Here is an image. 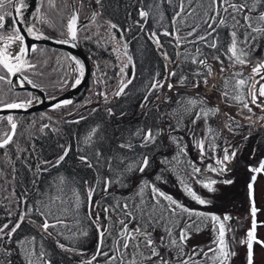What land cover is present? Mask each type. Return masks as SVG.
Here are the masks:
<instances>
[{
  "label": "rangeland",
  "instance_id": "1",
  "mask_svg": "<svg viewBox=\"0 0 264 264\" xmlns=\"http://www.w3.org/2000/svg\"><path fill=\"white\" fill-rule=\"evenodd\" d=\"M154 1L143 0V4L149 5ZM240 1L241 0L235 1V3L239 4L241 3ZM177 2H179V0ZM111 3L117 4V7L119 6V3H122L123 5L120 7L116 16H111L106 13H104L103 15L101 14L100 24L102 26V37L97 36L98 38H100L97 41H94L91 38L92 41L90 42L91 46H95V49H102L103 54L101 55L99 60L91 63V68L94 69L96 67V64L97 67H100L101 73L100 75H97L95 74V72L94 74H91L90 72L91 77H89L88 82L86 83L80 94L84 95V97L80 99L79 103L82 104V101L89 102L91 103L90 108L93 109H96L97 105L105 108H111L112 106L114 107V105L116 106V102L120 98V96L116 95V93L123 85H127L126 89L131 92L134 91L135 102L138 99H142L140 106L144 105V107H141L140 111L145 113V109L148 105L147 101H145V97L147 96V98H150L152 93H154L153 103L158 104L160 102H165L166 104L165 105L163 103L162 106L163 108H165L164 113L166 114L164 117V136L166 138L168 136L169 139H173V136L175 134L179 135L181 138L178 140L182 142L187 154L191 158V162L186 164V166L182 164V167L174 166V168H179L171 177L168 178V182L162 183L161 181L156 180L158 184L157 187H159V189L164 191L166 194L171 195L175 200L191 210L221 217L220 221L214 222L210 219V216H192L191 218H189L187 213H181L178 215L176 219L179 220V224L178 227L174 229V238L178 239L180 234L179 230L180 228H184L186 223L195 222V225L199 228V231H197L195 227L188 229L189 238L183 246L184 255H179V248L165 246L169 243V238L165 232V223L163 227L160 224L147 225L148 231L153 232V239L156 242L158 251L162 256H165V258L169 261V264H181L182 260H186L190 256L192 257V259L189 260V264H221V259L223 258L214 261L209 258L213 255L212 253H209V256L205 257L203 252H207L209 247H217L216 244H213V241L216 240L219 235V224L223 223L225 225L224 240L228 246L227 250H234L235 252V255L225 260L224 264H247V246L246 244H242L241 241L247 240V233L250 229H252L253 226V216L251 215L252 205L250 203L247 185L250 182L251 177L255 176L256 180L253 184V198H255V207L257 208V212L255 215L256 227L254 233L255 240L253 241V264H264V245L257 242L264 241V172L257 173L250 170L252 168H258L261 164V161H264V121L258 119V117L264 116V109L252 105L250 102L248 91L251 82H249V84L245 87V90L247 92H243L244 88L238 89V91L234 90L236 89V80L242 78L248 79L249 77L253 76L252 64L246 63L243 66L239 64L232 66V63L226 56L227 61L223 62V65H221L214 57H211L208 58L207 61L213 69V74L211 76H208V85H205L203 83L204 74L207 72V68L202 65L196 64V71L199 68L201 77L194 81L184 82V84H180V79H174L173 77H171L168 80H165L164 78L162 84H164L165 86L155 89L154 92H152L153 90L150 91V86L148 85L138 86L142 81H144L141 74L143 70L142 61L145 60V62H149L150 60V62L152 61V66H154L153 62L155 61V59L165 61V58L161 53L165 50H168L171 45H176V42L174 37L168 36V38L165 39V44L162 45V48H160L155 43H149L148 46L142 40L143 36H140L139 38H137L138 42L136 48L140 46V43L142 42L145 44V52L142 51V57L144 59H141V55H139V58L136 57L135 62L129 60L128 57L122 52L124 45L121 38H117L115 36V31L110 27V24L119 23V26H126L128 28V24L133 21L130 8L134 10V6L136 4H138V6H141V0H120L119 2L114 0ZM103 4L104 6L106 5L105 2ZM121 9L123 12L121 13L122 15H120ZM57 13L63 14L62 10H59ZM229 15L231 16V10H229V13H225V18L227 19ZM237 16L238 20H240V24L242 25L244 21L239 16V14H237ZM95 19L99 20L98 17H95ZM229 20L231 22V29L233 30L234 21H232L231 18H229ZM90 24L92 23L90 22L88 24L89 27L87 29L90 28ZM253 26L260 27L262 25H258L253 21ZM235 30L238 32L237 38L241 42V47H244L246 51L253 50L254 58L258 59L260 57H264V51H262V49H264V33H258V37L255 40H251L247 45H245L243 43L246 38L245 36L246 34H248L247 32H251V30L247 29L246 27H237ZM171 31H173V28L171 29ZM189 31L190 29H185V41H188L187 32ZM222 31L224 32L226 30ZM136 32H138L139 34L140 30L137 29ZM140 35H143V33H140ZM178 35H180L179 31ZM129 36L132 37L134 35ZM224 36H226V34H224ZM97 43H99L100 45H98ZM186 44L189 43L181 44L179 46H184ZM85 46L86 48L90 49L88 45ZM64 51L68 52L65 49L57 48L56 51H54L53 55L50 56V60H52L50 62L51 74L57 77V79H55L56 81L60 79V76L63 74L62 71L66 69V66H69V64L71 63L74 65V70H78L79 72V66L76 63V60L73 59V56L69 52L67 54ZM138 52L140 54L139 47ZM155 53H157V58ZM168 57L169 59L166 61V64H168L169 68H171V70L175 72L176 63L172 62L171 60L175 61L178 58H176V54L174 55L170 53L168 54ZM221 67H224L227 70L221 72ZM121 69H123V72H121ZM150 71L153 70H149L148 73H150ZM167 72L168 68H166L165 77L167 75ZM236 72L242 73V76H235L234 74ZM78 76L76 77V79L78 78ZM255 79L259 81L260 77L256 76ZM129 80H131V83H128ZM231 80L232 84H230ZM153 82L154 81H152V83ZM196 82H199L200 86L198 88H193L192 85ZM167 83H172L176 85V87L172 90H169L166 87ZM58 86L59 90L63 91L60 83L58 84ZM141 87L143 88L141 89ZM257 87H259V84L257 85ZM225 92L228 93L227 96L224 95ZM188 95H191L193 97L199 96L210 106L218 109L216 120L224 138L223 150L227 149L228 155L230 157L229 160L225 161L223 165H217L215 161L216 159H223L224 151L222 150L220 153L216 152V150L210 144V141L207 140L206 122L202 116L201 118L196 119V112H190V105L188 104V101L192 98ZM237 95H242L244 97V101L242 102L236 100L235 97ZM260 99L264 98H258V103L260 102ZM177 100L182 101V103L179 105L177 111H172L170 108L171 106L176 105V103L174 104V102ZM184 101L187 102L188 106L184 104ZM244 102L249 103V106L252 108V112H249L247 108L243 107ZM67 106L60 107L62 109L59 111V114H57L56 110H54L57 115L52 114L53 116H49L53 119L67 122V118L60 117L66 116L67 112H70L69 109H64V107ZM74 108L72 110H75ZM54 109L59 110V108ZM173 109H175V107ZM45 117L47 116H44V119ZM194 120L196 121L195 123H193ZM47 123H49V125H52V127H49V129L53 128L55 125L51 122ZM27 138L31 139L30 136ZM201 140H203L204 142L203 160H201V149L199 147V141ZM31 141L32 140H30V142ZM166 145H170V149L157 152L154 157V162L157 170L161 168L162 161L165 160V158L168 159L175 154V152L173 151V147H175V145L172 142L169 143V140L168 143L166 142ZM233 152H235L234 157L232 156ZM208 165H212L217 169L223 168L224 171L212 172L210 171V169H208ZM193 167H198L201 169V172L204 176L203 180H200L198 177L192 174ZM147 174L150 177L155 176L154 173ZM169 174L170 173L168 170L165 173L163 172V175H165L166 177H168ZM141 176L146 175L144 173ZM181 180H183V185L181 184ZM211 180H215L216 183L213 184V189L211 191L208 188L206 190L204 184L210 182ZM226 180H231L232 183H225L224 181ZM136 182L137 183L134 185L135 187L133 189L134 195H131L129 201L130 203L138 204V202H136L138 197H136V200H133L135 193L138 191V179L136 180ZM185 185L187 187H190L192 191H194L202 199H205L209 202L203 205L199 204L188 194L187 191H185ZM114 191L115 185L109 188L108 193L103 192L102 194L97 195L96 199H94L93 202H100L103 197L109 195L110 193L112 194V192ZM149 192L150 195H152L151 191ZM3 197L6 198V194ZM138 200L140 201V199ZM163 201L164 204L168 206L167 201L161 199V202ZM177 212L179 213V209H177ZM100 215L103 226L108 229V232L103 238L105 241L106 250L112 252L110 250L114 249L116 246L115 241L119 238L118 233L121 227L117 222V219H123V217L120 216L119 213L114 212L113 214L109 213L108 215L110 217L112 216L115 220H112V218L110 220H105L104 215H102L101 213ZM225 215H228L230 219L227 221L223 220V217ZM167 216L168 214H165L166 218ZM32 224H30V229L28 227L24 228L25 232L23 233H26V236H38V228L36 227V225ZM171 224L172 221L168 220V226H171ZM129 225L133 227L135 226V222ZM139 225L141 227H145V221H139ZM214 225L217 229L216 231H214ZM160 237L164 238V245L160 244ZM31 239H29L28 241H31ZM194 246L198 252L201 248L203 249V252H200L199 255L193 256L192 252ZM32 247V244L26 243L21 248V254L24 260V264H28V261L26 259V250L30 251ZM142 248L144 247H141L139 249L140 254L137 255V260L140 262V264H149V262L145 260V257L151 255V250L146 248L148 251L147 256H145L142 252ZM68 251L70 253L75 252L72 250ZM133 251L134 250L132 248L128 250V255L125 257V260L131 258ZM93 255V253L91 254L87 252L81 254L78 253V256L75 260L78 263H81V260H90ZM33 260L34 264H36L35 258H33ZM16 264L21 263L16 262Z\"/></svg>",
  "mask_w": 264,
  "mask_h": 264
},
{
  "label": "snow or ice",
  "instance_id": "2",
  "mask_svg": "<svg viewBox=\"0 0 264 264\" xmlns=\"http://www.w3.org/2000/svg\"><path fill=\"white\" fill-rule=\"evenodd\" d=\"M8 2L13 3L14 12L16 14V17L22 18L23 12L22 9L27 8V4L25 3V0H8ZM97 3H100V0H96ZM161 3H168L172 4V0H160ZM196 4V7H193V4ZM19 5L18 7L16 5ZM141 4H143V0H141ZM187 4V8L186 5ZM257 5H264V0H255L254 4L250 7L247 3V0H243V2L237 4L234 2V0H207V8L204 9V0H179V9L175 11V14L173 15L171 19V24L173 31L169 32L167 28L164 29L160 35L163 36H172L174 37L176 41L177 47L180 45V37L178 35V27L177 25L180 23H183L186 19L185 13H187V16L190 17H196L198 15V9H204V15L200 18V21L195 23L194 26H192L191 31L187 32V37H195L194 40H189V43H201L204 44L207 48L214 50L217 53L221 52V49H223V55L227 56L228 60L232 63V66H235L236 64L239 65H245L246 63L252 64V73L253 76L249 77L248 79H238L236 80V88L242 89L246 85L250 83L248 96L250 97V102L252 105H255L259 108L264 109V99H260V102L258 103V98H264V57L260 58H254L253 57V50L246 51L244 47H241V42L237 38V31L235 30L237 27H246L247 29H250L252 33H264V27H254L253 21L256 20L260 22L261 24H264V12H259L258 15L255 17L252 15L254 12L257 11ZM156 7H159V5H155ZM3 7V0H0V8ZM229 10H231L232 19L234 21L233 30L228 34L230 42L228 43L227 47L225 48L223 44L221 43V38L219 35V29L227 27V21L224 18V13H229ZM237 14L242 18L244 23L241 25L240 20L236 18ZM11 15V14H8ZM139 16L141 20L144 21L146 24L148 21V18L150 16V12L145 10L142 6L139 11ZM5 19L6 16L4 14H0V29L4 28L5 26ZM93 19H95V14L93 16ZM77 20H78V14L74 13L71 17V19L68 21L67 24V39L59 40L58 43H69L70 41H74L77 38ZM161 20H163V15H161ZM139 23V21L137 22ZM110 27L115 29L117 28V25L110 24ZM141 29H143L144 25H140ZM204 28V34L203 35H196L199 29ZM27 33L29 35L36 36L37 39L41 38V36L36 34V31L34 27H28L26 29ZM42 35V34H41ZM63 35V33H62ZM150 40H153L154 43L162 48V45L160 44V37L157 34V31H151L150 33H147ZM255 39V37H252ZM0 39H6V44L3 49H0V66H2L4 69H6L7 73L15 75L16 73H20L21 70L25 67H35L34 65H31L28 63V61L24 58L28 48L24 44L25 37L20 34V28L16 26V22H14L12 27V35L5 37L0 36ZM13 43L18 44V51L13 54L8 50L9 46ZM245 45L248 44L247 38L243 42ZM125 49L127 48V44L124 45ZM31 50L35 52L36 46L33 45ZM264 51V49H262ZM162 56L167 61L169 59L167 52H162ZM125 55L127 53L125 52ZM179 55V53H178ZM203 53L200 51L199 48L196 49V56L192 58V63L202 65L205 68H207V72L204 74V80L203 83L205 85L209 84L208 76H211L213 74L212 67L208 64L207 58H202ZM75 59V58H73ZM215 59L223 65V61L220 59V55H216ZM129 60H131V57H129ZM15 61V63H13ZM77 65L79 66V76L83 77L84 75V66L80 63V61H76ZM126 67V65H125ZM166 68H168L167 75L165 77V80H168L172 76H175L176 73L169 68L168 64L165 65ZM224 67L220 68L221 72L226 71ZM121 72H123V69H121ZM196 75H200L199 68L196 71ZM235 76H242V73L236 72L234 74ZM256 76L260 77V80L257 81L255 79ZM6 80V76L0 75V81ZM186 80V77H181L179 83L184 84ZM24 81H27L29 84H32L31 80H28L26 76L23 77V79L20 81L21 86L23 85ZM11 83V81H9ZM81 83V79L77 78L75 80V84L79 85ZM128 83H131V80L128 81ZM259 84V87L257 85ZM127 85H123L120 90L116 93V95H120L124 87ZM165 85L162 84L160 81H155L150 86V91L153 89H158L161 87H164ZM200 86L199 82L193 83V88H198ZM33 87H36L35 84H33ZM166 87L169 90H172L176 87V85L172 83H167ZM225 96L228 95L227 92L224 93ZM238 101H244V97L242 95H237L235 97ZM145 101H147V96L145 97ZM64 104L71 103V101H63ZM206 103L203 99H201L199 96L196 98L190 99L188 101V104L190 106H196L197 104H203ZM31 105V99H28L26 101L21 102H6L3 99H0V108L2 109H25ZM55 107H61V104L55 105ZM143 108L144 105H141ZM243 107L247 108L249 112H252V108L249 106V103L244 102ZM216 110L209 109L208 111H203L196 113V119L201 118V115L207 116L209 112H212L215 114ZM5 119V117H0V120ZM258 119L264 121V116L258 117ZM6 120L8 124L10 125V133H5L3 138H0V148H4L7 145H9L13 141V137L16 134L17 129V123L14 120V117L12 115H8L6 117ZM196 121L194 120L193 123ZM48 125H44L41 128V131H43L45 128H47ZM96 129H92V131L89 133L88 137L85 138L86 144L92 143V137L95 135ZM134 136H137L141 140L140 147H147L149 144H154L157 138V133H154L151 128L148 129H138L134 134ZM175 139V138H173ZM63 148V146H61ZM121 149H129L131 150L134 146L132 144H121L119 146ZM199 147L201 149V160L204 159V142L203 140L199 141ZM183 149H181L179 154L183 153ZM224 156L223 159H216L215 163L217 165H223L225 161L229 160L228 150L224 149ZM69 149L63 148V154L58 157V159L51 163L49 161H42L41 164L37 165V172H47L49 171V168L44 165L51 164V167L55 168L58 167L64 160L65 157L68 155ZM232 156H235V152L232 153ZM95 160V164L92 162V159L89 158L87 155H80L79 160L81 164L86 166L87 168H96L99 169L101 167H105L107 169V172L109 173L108 176H97V179L93 185H90L87 188V204H88V219L89 221L95 226L98 234H99V243L97 245V250L95 254L92 256V258L88 261H84L83 264H92V261L96 260L97 256H104L106 257L107 264H140V262L137 260V255L139 253V249L141 247L148 248L151 250V255L145 257V260L149 262V264H169V261L165 258V256H162L161 253L158 251V248L156 246V242L153 239V232L148 231L147 225L155 224L159 225L160 223H165V232L169 238L168 245H165L167 247H173V248H179L180 253L179 255H184L183 253V246L185 245L187 239L189 238V232L188 229L195 227L197 231H199L198 226L195 225V222L192 223H186L184 228H180L179 230V237L174 238V229L178 227L179 220L176 219L179 214L181 213H187L188 217L191 218L192 216L197 217H209L214 222H218L221 220L220 216L217 215H210L207 213L202 212H196L194 210H191L175 200L171 195L166 194L164 191L156 187L154 183H151L147 179H140L139 184L137 185L138 191L135 193V196L133 197V200L138 197L140 199L139 204L135 203H129V200L125 198L124 202L121 204L117 202L115 205L110 207H104L103 213H104V219L110 220L111 217L108 215L112 212H118L120 216L123 217V219L118 218L117 222L119 223L120 231L118 233V239L115 241V248L110 250L114 254L109 255L108 252H103L102 247L104 243V236L108 232V229L103 226L101 222V215L100 212L97 211V208L100 206V202L96 201L93 202V195L100 189V185H103V191L105 193L109 192V188L113 186V184H120L122 187H127V185L122 183V180L120 179L122 176L126 175L127 173L138 171L141 174H144L146 169L150 167V161L148 156H141L138 160H134L133 162H128L125 158H118L115 156L105 157L104 154L97 150L94 153L93 156ZM173 159H176V157H173ZM163 162H167V159ZM114 165H119L121 167H116ZM208 169L212 172H223L224 169L220 168L217 169L216 167H213L212 165L207 166ZM252 172H264V161H261V164L258 168H252L250 169ZM201 172V169L198 167H193L192 174H198ZM112 174L116 175V179L112 178ZM156 180H161L162 177L160 175H157ZM256 177L252 176L250 182L247 185L248 188V195L250 198L251 203V215L253 216V226L252 229H250L247 233V240H242V244H246L247 246V254H246V260L247 264H253V241L255 240V227H256V221H255V215L257 212V208L255 207V201L253 198V184L255 183ZM58 181V183H57ZM66 177L63 175L56 178V181L49 184V191L46 192H40L39 189H37V195L40 197V199L36 200L33 204L29 205L27 200V193H25L22 197H17L16 202L19 206L20 204L26 205V209L22 211L17 219V221L12 224V221L10 220L9 223H5L2 226H0V241L4 240L5 237L8 238L9 241H11L13 235L17 232L18 229L21 228L22 223L25 222L26 219L29 218V215L31 213H35L38 217H40V223L36 224V227L40 230V232L43 234L44 237H51L53 233L49 231L50 229L56 230L57 236H62L63 232L59 231L58 229L64 228L71 231V228L74 225H70L66 221L73 218L75 216V225H78L80 223L79 221V209L81 206V199L79 193L72 189V196L75 198L74 200L70 197H68L64 191V185H66ZM225 183H232L231 180L224 181ZM33 186L36 185L37 181L33 180ZM87 183V181H85ZM215 180H211L210 182L204 184V187L208 188L210 191L212 190V185L215 184ZM181 184L183 185V180H181ZM185 191L188 192V194L196 200L199 204L203 205L208 203L209 201H206L205 199H202L200 196H198L190 187H187L186 185ZM150 189L151 190V202H145L144 196H145V190ZM55 192L56 194L53 195L52 193ZM161 199L168 201V206L165 207L161 204ZM177 209H179V213L177 212ZM159 211V216H157V212ZM95 212V219H93V213ZM165 213L168 214L167 218L165 217ZM11 212H9V216H11ZM230 217L228 215H225L223 217V220L227 221ZM144 220L145 221V227H141L139 225V221ZM168 220L172 221L171 226H168ZM29 223H36L35 221L28 220ZM135 222V226L129 227V224H132ZM12 224L11 228H9V225ZM8 229V231H5ZM217 229L214 225V231ZM219 235L216 240L213 241V244H216L217 247H209L207 252H203V249L201 248L199 252L196 250L195 246L193 247V256L199 255L200 252H203L205 257L209 256V253H212L213 255L209 257L212 260L221 259V264H224V261L229 259L231 256L235 255L234 250L229 251L227 250V244L225 243L224 237H225V225L223 223L219 224L218 229ZM82 235H87V232H82ZM70 238V237H65ZM160 244L164 245L165 241L163 237L159 238ZM258 243H261L264 245V241H257ZM16 243L20 244L21 246L25 245L26 243H30L33 245L32 249L30 251L26 250V259L28 261V264H34L33 258H35L36 264H50V260L45 259L46 253L43 251V245L40 246V251L37 252L35 247V237H32L31 241H17ZM57 246L61 249H66L64 244L59 243V240L56 241ZM132 248L133 254L130 259L127 261L125 260V257L128 255V250ZM0 250H3L6 254L8 253L7 249H3L2 245H0ZM155 258V259H154ZM192 257H188L186 260H182L181 264H189V260H191Z\"/></svg>",
  "mask_w": 264,
  "mask_h": 264
},
{
  "label": "trees",
  "instance_id": "3",
  "mask_svg": "<svg viewBox=\"0 0 264 264\" xmlns=\"http://www.w3.org/2000/svg\"><path fill=\"white\" fill-rule=\"evenodd\" d=\"M238 1V0H234ZM242 1V0H241ZM240 1V2H241ZM255 0H247V3L249 6H252L254 4ZM173 5V1L172 4ZM113 6V7H112ZM110 7L111 10H106L105 13L111 16H116V14L119 11V7L117 8V4H112ZM207 7H204L206 9ZM171 9V8H170ZM204 9L198 10V15L196 17H190L187 19L186 24L192 23L193 25L200 21V18L204 15ZM172 11V10H171ZM122 12V9H121ZM130 14V12H129ZM170 18V17H169ZM225 20H227L225 18ZM169 23L171 24V20L169 19ZM140 26V25H139ZM171 27V26H170ZM230 27H225L219 29V35L221 38V43L226 48L229 40V30ZM172 29V28H171ZM226 30V31H222ZM226 34V36H224ZM141 45L139 47L141 59L142 57V51L145 52V44L140 43ZM147 44V43H146ZM149 44V43H148ZM147 44V45H148ZM201 43H189L184 46L177 45H171L168 50H165L168 52V54H176L175 61L171 60L172 62L176 63L175 67V76H172L174 79H181V77H186L185 82H191L196 79H199L201 76L196 75V64L192 63V58L196 56V49L199 48L200 51L203 53L202 58H211L216 55H220V59L223 62H226V56L223 55V49H221L220 53L215 52L214 50H211L207 48L204 44L201 45ZM149 46V45H148ZM147 46V47H148ZM178 49H179V55H178ZM157 53H155L156 55ZM157 58V55H156ZM144 59V58H143ZM141 62V61H140ZM143 67H142V81L138 86H151L152 81H160L163 82L166 74V60H156L153 62L154 66H152V61L145 62L142 61ZM153 71H150L151 69ZM201 74V73H200ZM230 84H232V80L230 81ZM246 87V86H245ZM243 92H247L245 90ZM123 90V92L119 95L120 98L116 102V106H112L111 108H105L102 106H97L96 109L93 108H87L82 113L76 114L72 117V120L64 122V121H57L53 120L49 117H45L44 114L42 116L41 113H38V141L36 144H33V140L31 141L33 147L38 149V153L35 152L31 163L35 164L36 159L38 157V164H41L42 161H49L51 163H54L60 155L63 154V148H68L69 152L68 155L65 157V160L58 166V167H51V164L44 165L49 168V171L47 172H32L27 171L25 173H22L25 178L22 179V184L20 186H16V188H11L9 190V196L7 197V202H5V188L0 187V226L4 224V222L9 223V221H12V224H14L20 213L26 209V205L20 204L17 205L16 198L22 197L25 193H27V200L28 204H33L36 200L40 199V197L37 195V189H39L40 192H46L49 191V184L56 181V178L63 175L66 177V185H64V191L66 195L73 200L75 199L72 196V189H75L81 199V206L79 209V221L80 223L78 225H75V216L73 218L67 220L66 222L70 225H74L71 228V231L68 229L60 228L59 231L63 232L62 236L56 235V230L50 229L53 233V235L49 237H44L43 234L38 229V236H26V233L24 231L25 227H30L32 223H29L28 220L35 221L36 223L32 225H36L40 223V217H38L35 213H31L29 215V218L25 220L24 223H22L21 228L17 230V232L13 235L11 241L8 240L7 237H5L4 240L0 241V245H2L3 249H7L8 253L6 254L3 250H0V264H16L21 263L24 264V260L21 254V248L22 246L17 241H28L32 237H35V247L37 252L40 251L41 244L43 245V251L46 253L45 259L50 260V264H83V262L78 263L75 259L78 256V253H93L95 254L97 243H98V232L95 228V226L89 221L88 219V204H87V188L90 185H93L97 179V176H108L109 173L107 172V169L105 167H101L99 169L96 168H87L83 164H81L79 160L80 155H87L90 159H92V162L95 164V160L93 158L95 151L99 150L101 151L105 157L115 156L118 158H125L128 162H133L134 160H138L141 156H148L150 161V167L146 169L145 175L141 176L142 174L138 171L127 173L126 175L122 176L120 179L122 180V183L127 185V187H122L120 184H113L115 185V191L110 193L109 195H106L102 198L100 201V206L97 208V210L104 215L103 208L104 207H110L115 205L117 202L123 203L125 198L128 200L131 198V195L134 192V185L137 183L136 180L138 179V184L140 182V179H147L151 183H154L157 187V181L156 176L160 175L162 177L161 181L162 183L168 182V178L171 177L175 171L179 167H182V165L188 164L191 162V158L186 152V149L184 148V145L182 142L178 139L181 137L179 135H174L173 138L175 139H169L164 136V117L165 113L163 108V103L160 102L158 104L153 103V96L154 93H152L150 98H147V108L145 109V113L140 111V104L141 100H136L134 97V91L131 92L128 89ZM143 87H141L142 89ZM235 91H238V89H234ZM155 89H153L152 92H154ZM118 96V97H119ZM183 96V95H182ZM180 96V97H182ZM192 99L196 98L191 95ZM81 99L84 97V95L80 96ZM180 100V99H179ZM178 101V100H177ZM175 101L174 104L176 105L171 106L172 111H177L179 105L182 103V101ZM184 104L187 105V102L184 101ZM166 105V104H165ZM188 106V105H187ZM175 107V109H173ZM209 109L216 110L215 107L210 106L208 103L203 104H197L196 106H189L190 112L198 113L203 111H208ZM203 119L206 122V135L207 140L210 141V144L212 147L216 150V152H221L224 147V138L222 131L217 123V111H215V114L212 112H209V114L205 117L201 115ZM47 122H51L54 125L53 128L52 125H48L47 128H45L43 131H41V128L46 125ZM151 128L154 133H157V138L154 144H149L147 147H140L141 140L139 137L134 136L133 134L138 129H148ZM92 129H96L95 135L92 137V143L86 144L85 138L88 137L89 133L92 131ZM125 133V134H124ZM174 134V133H172ZM172 142L175 147H173V151L175 152L174 155H172L170 158L167 159V162L162 161V166L159 170H157V167L155 165V155L157 152H160L162 150H169L170 145H166V142L168 143ZM132 144L134 147L129 149H121L119 146L121 144ZM63 146V148L61 147ZM181 149H183V153L179 154ZM176 156V159H173V157ZM187 159V160H186ZM116 167H121L119 165H114ZM174 166H179L178 168H174ZM175 169V170H174ZM169 171L168 177L163 175V172ZM174 170V171H173ZM179 171V170H178ZM154 173V177L148 176V174ZM178 174V172H177ZM196 177H198L200 180L204 179V176L202 172L198 174H194ZM112 178L116 179V175L112 174ZM33 180H36L37 183L35 186H33ZM87 181V183H85ZM58 183V181H57ZM159 188V187H158ZM207 190V188L205 187ZM213 189V185H212ZM150 189L145 190V196L144 200L145 202L150 203L151 202V195H150ZM103 191V185H100L99 191L94 193L93 195V201L96 199L97 195L102 194ZM53 195L56 193L53 192ZM134 195V194H133ZM199 196V195H198ZM139 198H135L136 202L138 204L140 201ZM13 200V201H12ZM6 203V204H5ZM130 203V201H129ZM167 203H169L167 201ZM136 204V203H135ZM162 205L166 206L164 204V201L161 202ZM4 206H8V209H4ZM167 207V206H166ZM9 212H11V216H9ZM114 212H112L113 214ZM118 213V212H116ZM159 211L157 212V216H159ZM167 214V213H165ZM164 214V215H165ZM93 219H95L94 213H93ZM112 220H115L111 216ZM12 224L9 225V228H11ZM160 225L163 227L164 223H160ZM131 228V226L129 225ZM30 229V228H29ZM82 232H87V235H82ZM70 237V238H65ZM57 239L59 240V243L64 244L66 249L75 251L74 253H70L68 250L61 249L57 246ZM142 252L145 256H147V249L142 248ZM103 252H108L109 255L114 254L113 252H109L106 250L105 241L103 243L102 247ZM16 257V259L14 258ZM127 261V260H126ZM92 264H107L106 257L104 256H97L96 260L92 261Z\"/></svg>",
  "mask_w": 264,
  "mask_h": 264
},
{
  "label": "flooded vegetation",
  "instance_id": "4",
  "mask_svg": "<svg viewBox=\"0 0 264 264\" xmlns=\"http://www.w3.org/2000/svg\"><path fill=\"white\" fill-rule=\"evenodd\" d=\"M113 1L114 0H100V3H97L96 0H41L39 5L33 10L32 14L30 15L29 24L30 27H34L36 34L38 35L43 34L64 40L68 38L67 36L68 21L71 19L74 13L78 14V21H83V23L77 29L76 41L77 44L80 46V48L83 49L87 58L90 60V63H92L99 60V58L103 53H102V49L100 48L95 49V46H91L90 44V42L92 41L91 38L94 41L95 40L97 41L100 39L97 36L102 37L101 34L102 26L100 24L101 14L103 15L106 10H111L110 8L112 5L111 2ZM115 1L119 2L120 0H115ZM172 1H173V5L168 4L166 2L161 3L160 0H155L153 3L149 5L142 4L141 6H138V4H136L134 6V10L130 8L133 21L130 22V24H128V28L126 26H119L120 25L119 23H115V25H117V28L115 29L112 28V29L115 31V36L117 38L119 37L121 38L123 45L127 44V48L125 49V47H123L122 52L124 55L125 52L127 53L126 56L128 57V59L129 57H131V61L135 62L136 57L139 58L140 54L138 52V47L136 48V46L138 42L137 38H139L140 36L144 37V38L142 37V40L145 43L147 44L154 43V41L150 40L147 35V33H150L151 31L154 30L157 31V34L160 37V44L161 45L165 44V39H167L168 36L160 35V33H162L165 28H167L169 32H172L171 31L172 27H170L172 26V24L169 23V19L171 20L173 15L175 14V11L179 9V2H177L178 0H172ZM104 2L106 3L105 6L103 4ZM241 2H243V0ZM11 4L12 3L8 2V0H3V7L0 8V14H4L6 16L5 26L4 28L0 29V36L5 38L9 35H12V27L14 24ZM157 4L159 5V7L155 6ZM122 5H123L122 3L121 4L119 3L118 6L119 9ZM142 6L144 7L145 10L150 12V16L146 24L144 23L143 20H141L139 16V11ZM185 6L187 8V4ZM193 7H196L195 3L193 4ZM204 7H207V0H204ZM59 10H62L63 14L57 13ZM259 12H264V5H257V11L253 13L254 17L258 15ZM121 13L123 12H120V15H122ZM94 14L95 17L99 18V20L93 19ZM161 15H163V20H161ZM223 15L225 18V13ZM185 16H186L185 21L177 25L180 32L179 37L182 39V40L180 39V45L189 43L188 42L189 40L195 39V37H188V41H185L186 38L185 29H190L191 31L192 26H194L192 23H190L189 25L186 24L187 19L190 18V16H187V13H185ZM229 18L232 19V15L231 16L229 15V17L226 20L227 26L230 27L229 30L231 32L232 31L231 22ZM236 18L238 19V16H236ZM138 21L139 23H137ZM90 22L92 24H90V28L87 29L89 27L88 24ZM254 22L258 25H262L260 27H264V24H261L256 20H254ZM141 24L144 25L143 29H141V27L139 26ZM137 29L140 30V33H143V35H140V33L138 34V32H136ZM247 33L248 34H246L245 37L247 38L248 42L251 40H255L258 37L257 35L258 33H252V32H247ZM203 34H204V28L202 27L201 29L198 30L196 35H203ZM259 34H263V33H259ZM129 35H134V36L130 37ZM29 36L30 35L26 32V35L24 36L25 37L24 44L27 46L28 51L24 58L28 61L29 64L34 65L35 67L23 68L20 73H16L18 74L17 75L18 78L14 82V80L12 81L13 75L7 73L6 69L0 66V75L6 76V80L0 81V99H3L4 101L9 103L21 102L31 99V104L38 106V95L34 94L32 91L28 89H22L23 87L27 85L33 86V84H35L37 88H42L46 92L48 99H52L62 94L66 90H68L74 84L75 79L78 76L79 72L78 70H74L73 67L74 65L71 63L69 64V66H66V69L62 71L63 74L60 76V79L56 81L55 79H57V77L51 74L50 62L52 60H50L51 59L50 56L53 55L54 51H56L57 48L38 42H33L29 48V45L26 41H29L31 37L34 39L33 35H31V37L28 38ZM252 37H255V39H253ZM6 42H7L6 39H0V49L4 48ZM99 43L97 44L100 45ZM142 44L144 43L142 42ZM33 45H35L37 49L35 52L31 50ZM85 45H88L90 49L86 48ZM16 46L17 49L15 48ZM8 50L13 54H15L18 51V44L17 43L11 44ZM66 53L68 54V52ZM13 63H15V61H13ZM95 66L96 67L94 69L91 68V74H94L95 72V74L100 75L101 73L100 67L99 66L97 67L96 64ZM24 76H26L28 80H31L32 84H29L27 81H24L23 85L21 86L20 81L23 79ZM9 81H11V83H9ZM59 83L61 84V88H63V91L59 90V86H58ZM80 96L76 101L73 102L72 105L64 107V109L65 108L69 109L70 112H67L66 116H60L61 118H67V121H70L72 120V117L74 115L80 114L85 109L91 107V103L89 102L82 101V104L79 103L81 99ZM73 108L75 110H72ZM61 109L62 108H59V110L49 109L47 111L36 110L29 113L10 112L3 115L0 114V117H5V119L0 120V138H3L5 133H10L11 131L10 125L6 120V117L8 115H12L14 117L15 122L17 123L16 134L13 137V141L6 147L0 148V187L5 188V194L7 197L9 196V190L11 188H16V186L18 187L22 184L23 182L22 179L25 178L23 175H21L22 173H25L27 171L37 172L38 157L36 159L37 163L32 164L31 162L35 160L32 159L35 152L38 153V149L36 148L37 147L36 142L38 141V113H41L42 115L44 114L45 116L53 119L49 115L52 114L55 115L56 113L54 110H56L57 114H59V111ZM53 120H57V119H53ZM47 124L49 123H46V125ZM29 136L31 137V139L27 138ZM30 140H33L34 141L33 144H36L35 148L33 147ZM7 197L5 198L6 203H8ZM4 209H8V206H4ZM5 223L7 222H4V224ZM5 231H8V229H6ZM21 231L22 229H20V231L18 232ZM14 258L16 259V257Z\"/></svg>",
  "mask_w": 264,
  "mask_h": 264
},
{
  "label": "water",
  "instance_id": "5",
  "mask_svg": "<svg viewBox=\"0 0 264 264\" xmlns=\"http://www.w3.org/2000/svg\"><path fill=\"white\" fill-rule=\"evenodd\" d=\"M40 1L41 0H25V3L27 4V8L22 9L23 17L19 19L16 17V14L14 12L13 3L11 4L13 20L14 22H16V26L20 28V33L23 34L24 36L26 35V32H27L26 29L30 27V24H29L30 15L32 14L33 10L37 7L38 2ZM16 6L18 7L19 5L17 4ZM82 23L83 21L77 20V29ZM39 36H41V38L37 39L36 36H34V39L32 38V40L26 41L29 45V48L33 42H38V43H43V44H47L50 46H54L57 48L67 50L75 58L76 61L77 60L80 61V63L83 64L84 66V75L83 77H79V79H81V83L73 87V85L75 84L74 82V84L68 90H66L59 96L54 97L52 99H48L47 94L43 89L33 87V86H27V89L28 88L31 89L33 92H35V94L38 95V106L32 104L25 109H2L0 108L1 115L7 114L10 112L28 113V112H33L36 110L47 111L49 109L57 108L55 107V105L57 104H61V107L70 105L78 99V97L81 94V91L83 90L84 86L89 80L90 72H91V63H90V60L87 58L86 54L84 53V51L78 46L76 39L74 41H70L69 43H58L57 41H59V39H55L48 35H43V34ZM63 101H71V103L64 104ZM88 260L89 259L84 260V261H88ZM81 262L83 261L81 260Z\"/></svg>",
  "mask_w": 264,
  "mask_h": 264
},
{
  "label": "bare ground",
  "instance_id": "6",
  "mask_svg": "<svg viewBox=\"0 0 264 264\" xmlns=\"http://www.w3.org/2000/svg\"><path fill=\"white\" fill-rule=\"evenodd\" d=\"M39 3H40V2H38V5H39ZM38 5H37V6H38ZM30 37H31V35H30L28 38H30ZM50 37H51V36H50ZM52 38H54V37H52ZM55 39H57V38H55ZM30 40H32V37L30 38ZM59 40H61V39H59ZM76 42H77V41H76ZM42 44H43V43H42ZM45 45H47V44H45ZM49 46H50V45H49ZM52 47H53V46H52ZM15 48L17 49V46H16ZM17 75H18V74L13 75V79H12V81L14 80V82H15V81L17 80V78H18ZM19 75H20V74H19ZM78 78H79V77H78ZM27 86H32V85H27ZM27 86L23 87L22 89H27ZM15 89H16V88H15ZM41 89H42V88H41ZM28 90L32 91V90L29 89V88H28ZM32 92H33V91H32ZM33 93L35 94V92H33ZM36 95H37V94H36ZM31 105H32V104H31ZM28 113H29V112H28Z\"/></svg>",
  "mask_w": 264,
  "mask_h": 264
}]
</instances>
